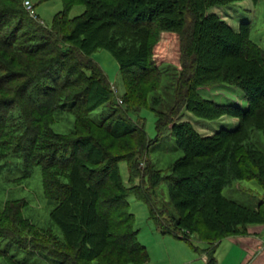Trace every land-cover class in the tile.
I'll return each instance as SVG.
<instances>
[{
	"label": "trees",
	"instance_id": "1",
	"mask_svg": "<svg viewBox=\"0 0 264 264\" xmlns=\"http://www.w3.org/2000/svg\"><path fill=\"white\" fill-rule=\"evenodd\" d=\"M234 1L62 0L47 26L29 15L23 0H0V159L18 152L28 171L39 166L43 195L53 202L49 217L62 234L61 240L44 234L59 247L37 233L28 237L33 224L21 213L26 201L8 200L0 209V264H33L31 258L42 255L55 264H142L148 251L129 209L131 194L148 205L160 232L207 242V264H216L220 240L264 224V198L250 207L222 194L234 179H255L264 188V152L249 139L255 130L264 135V48L250 39L248 23L235 29L207 11ZM75 2L84 10L68 17ZM163 31L179 37L180 72L173 106L155 114L156 137L169 132L183 155L162 176L141 160L153 141L130 118L133 111L118 103L92 53L108 50L126 85L143 84L147 92L163 72L154 57ZM215 83L237 86L246 105L199 94V87ZM183 108L206 119L226 114L237 123L202 135L176 119ZM61 113L73 116L69 132L52 128ZM122 161L139 183L124 184ZM161 181L176 214L153 202ZM164 212L168 222L159 218ZM198 225L215 235L204 238L195 232Z\"/></svg>",
	"mask_w": 264,
	"mask_h": 264
},
{
	"label": "rangeland",
	"instance_id": "2",
	"mask_svg": "<svg viewBox=\"0 0 264 264\" xmlns=\"http://www.w3.org/2000/svg\"><path fill=\"white\" fill-rule=\"evenodd\" d=\"M30 1L34 4L35 13L38 17L36 20L47 26L52 23L54 16L63 9L62 0ZM83 10V3L75 2L72 4L67 15L68 17H73L80 14ZM207 11L218 14L235 29L243 22L248 23L250 39L258 46L264 48V0H238L227 4L211 6ZM217 51H220V49L210 52L208 56L212 59L213 56L217 55ZM154 57L162 67L163 72L161 73L160 79H157V83H155V85L157 84L156 87L146 92V88H144L143 84H135L131 87L126 85L121 77L117 60L108 50L98 48L92 53V58L103 69L111 83L113 93L118 103L123 107L127 106L130 111H133L130 112V118L141 123L148 138L153 141L148 146L144 155H142L141 160L150 161L153 167L163 176L171 172V166L183 155L182 149L176 146L175 139L169 132H165L159 137H156L157 131L155 126L156 112H168L174 103L175 81L180 72L179 37L173 32H161L160 39L154 49ZM198 92L201 96L218 103L227 104L236 102L246 105V101L242 97V91L235 85L215 83L211 86L199 87ZM121 99H125L126 101L122 102ZM176 119L188 120L202 135L212 134L221 127L231 129L237 123L235 117L226 114L222 115L220 118L206 119L192 114L185 108L180 111ZM73 120V116L70 114H58L55 122L52 123V128L60 133L69 132L73 127ZM249 136V139L254 140L259 149L264 152V135L260 131L255 130ZM155 138L157 139L155 140ZM248 140L244 141V144L247 145ZM13 145L14 144L11 143L12 149H14ZM27 167L28 166L22 163L20 153L18 152L11 153L0 159V209L4 207L5 202L8 200H15L13 203L17 204L16 202H18V199L23 198L26 201V205L22 208V216L25 219H29L33 224L29 230L30 232L27 234L28 237L34 233L33 235L36 238L37 233V235L41 237L44 236L41 241L52 244L50 246L55 245L59 247L57 241L46 237L47 234L50 235L52 233L61 240L62 234L60 229L49 217V211L53 206V202L49 201L43 195L39 166L30 168V171L27 170L29 169ZM119 169L125 185L130 186L139 183V178H135L132 181L129 179L126 162H120ZM25 174L28 175L24 177ZM259 183L258 180L255 179H234L231 183L222 188V194L241 205L255 207L258 202L264 198V188H262ZM167 187L168 184L165 181H161L155 186V189L152 191L153 202L161 206L164 211L168 210L169 212L175 213L176 210L168 195ZM127 199L129 202V209L136 217V226H145L143 228L145 229L148 227L146 223L150 222V224H153L150 219H148V205L145 202L136 199L132 194L129 195ZM159 218L164 222H168V220L171 219L168 212H164V215H161ZM0 223H2V221ZM20 226L24 227V225ZM195 232L204 238H211L215 235L212 230L203 225H198ZM246 233H248V229L244 234ZM22 234V236H24V232H22ZM44 234H46V236ZM238 235L243 234L239 233ZM226 243V240L223 241V244L226 245ZM230 246L233 252L229 258L235 263L243 253L238 245L231 244L227 247ZM14 252L18 251L14 249ZM19 254L21 255V253ZM39 258L40 260H36L35 256V258H31V261H33V264H36V261L38 264H55L51 258L45 255ZM227 263L228 259L224 260L222 264Z\"/></svg>",
	"mask_w": 264,
	"mask_h": 264
},
{
	"label": "crops",
	"instance_id": "3",
	"mask_svg": "<svg viewBox=\"0 0 264 264\" xmlns=\"http://www.w3.org/2000/svg\"><path fill=\"white\" fill-rule=\"evenodd\" d=\"M148 219L153 224L146 223L148 227L145 229V226H136L138 239L148 251V259L142 264H207L210 247L207 242L192 239L190 243L172 233H162L149 213ZM225 240L226 245L223 244ZM231 244L238 245L243 253L235 263L229 258L233 250L227 246ZM214 255L217 264H222L226 259L227 264H264V224L250 225L246 234L223 238L215 244Z\"/></svg>",
	"mask_w": 264,
	"mask_h": 264
},
{
	"label": "built area",
	"instance_id": "4",
	"mask_svg": "<svg viewBox=\"0 0 264 264\" xmlns=\"http://www.w3.org/2000/svg\"><path fill=\"white\" fill-rule=\"evenodd\" d=\"M23 5L30 16L37 17L34 9V4L30 0H23Z\"/></svg>",
	"mask_w": 264,
	"mask_h": 264
}]
</instances>
